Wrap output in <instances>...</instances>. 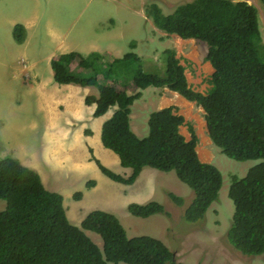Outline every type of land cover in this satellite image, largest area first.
I'll list each match as a JSON object with an SVG mask.
<instances>
[{"label":"trees","instance_id":"16d2710c","mask_svg":"<svg viewBox=\"0 0 264 264\" xmlns=\"http://www.w3.org/2000/svg\"><path fill=\"white\" fill-rule=\"evenodd\" d=\"M260 3L264 7V0ZM145 16L167 35L207 45L205 61L213 74L205 93L188 85L173 49L162 52V75L155 72V67L154 72H146L135 53L112 62L99 53L61 54L51 62L54 81L95 86L98 97L85 98L86 104L96 107L94 117L116 107L102 125L101 143L118 156L121 167L131 169V174L123 178L95 160L102 174L114 182L131 185L145 167L174 172L191 191L183 214L189 223L202 220L217 200L222 185L220 171L200 160L191 125H187L189 140L180 133L184 119L174 106L150 113L143 138L131 130L130 113L141 91L149 87L166 88L199 106L210 141L225 156L236 161L261 160L243 178L231 179L228 198L234 213L226 240L245 256L264 255V62L259 56L264 46L257 9L247 1L192 0L167 15L151 4ZM13 38L18 44L24 41L23 26H15ZM75 61L78 72L71 70ZM102 62L104 71L98 67ZM122 70L127 75L128 70L132 71L129 82L119 81ZM128 86L136 92L128 94ZM93 186L94 182L86 185ZM165 194L176 206L184 205L183 198ZM74 197L78 199L81 194ZM0 200L6 203L0 211V264H183L160 240L149 236L128 238L112 214L92 211L80 228L71 225L62 196L46 190L36 172L13 158L0 160ZM127 211L143 219L170 215L158 202L130 204ZM84 231L101 238L102 251Z\"/></svg>","mask_w":264,"mask_h":264},{"label":"rangeland","instance_id":"374dc122","mask_svg":"<svg viewBox=\"0 0 264 264\" xmlns=\"http://www.w3.org/2000/svg\"><path fill=\"white\" fill-rule=\"evenodd\" d=\"M190 1L0 0V160L13 158L20 162L23 155L29 160L36 159L37 164L49 173L42 177L44 187L63 197L66 217L71 225L78 228L81 223L78 225L74 217L90 211H103L119 219L128 238L149 236L158 239L183 264H264V255L245 256L235 251L226 240L234 213L233 202L228 198L231 179L233 176L243 178L261 160L236 161L225 156L207 135L202 109L195 103L181 101L166 88L149 87L141 91V98L131 106L132 127L136 133L146 136V121L150 113L170 106H174L177 114L184 119L180 133L186 140L190 138L187 125L192 126L200 160L215 166L222 176L218 198L202 220L189 223L184 219V209L191 198V191L176 178L174 172L167 173V176L174 177L180 194L184 196L181 197L184 205L178 207L166 198V202L161 204L170 214L169 217L158 214L141 219L131 216L125 205H143L142 202L146 200L143 198H148L151 177L146 172L131 186L114 183L102 175L104 180L98 181L97 189L87 191L85 180L92 176L91 172L75 174L68 170V164L59 170V167H49L44 162L49 144L42 134V113L37 108V93L30 88L35 82H26L28 76H24V68L37 62V68L51 69L46 61L50 52L58 57L66 54L65 50L70 53L75 48L74 51L82 56L99 53L107 62L135 53L143 61L142 67L146 72H154L155 67V72L162 75V52L173 49L184 68L188 85L197 92L205 93L213 74L212 67L205 61L207 45L167 35L155 28L145 16V10L151 4L167 15L177 6ZM233 1H247L257 9L261 44L264 46V7L260 0ZM30 20L34 21V27L29 32L30 44L27 45L25 59L22 57L23 48L13 38V29L15 26H25L24 23ZM260 50L259 56L264 62V50ZM72 65L77 66L76 61ZM98 67L100 71L105 69L103 62ZM130 71L127 75L122 70L121 73H124L123 76L119 74V81L129 82ZM86 74L89 72L86 71ZM126 90L128 94L136 92L129 86ZM32 122L35 123L34 130L31 128ZM55 168L57 171H54ZM145 168L153 174L165 173ZM124 171L131 172L127 168ZM78 193L84 196L81 202L74 199ZM5 207L6 203L0 200V211ZM90 235L89 238L102 251V240L95 233L90 232Z\"/></svg>","mask_w":264,"mask_h":264},{"label":"crops","instance_id":"0c3cea01","mask_svg":"<svg viewBox=\"0 0 264 264\" xmlns=\"http://www.w3.org/2000/svg\"><path fill=\"white\" fill-rule=\"evenodd\" d=\"M24 24L25 26L23 27L25 29V39L20 44L21 48H23L22 57L26 55V50H28L27 45L30 44V41L28 39L29 32L34 27V21L30 20ZM74 50L75 48L72 49V52H75ZM65 52L67 53L68 50H65ZM56 58L57 56H55L52 52H50L47 56L46 61L50 68L51 62ZM37 67L38 63L32 62L30 66L24 68V76H28L25 78L26 82L30 80L31 82H35L34 86L30 85V88H34L37 93V108L38 111L42 113V134L45 135L49 144L46 147L44 155L45 165H48L49 167H59V170H61L63 166L68 164V170H70V172L72 173L78 174L80 172H91L92 176L89 177L88 180L86 179L85 183L87 185V183L89 182H94V186L92 188H87L85 185L87 191H94L95 189H97L98 181L104 180L102 177L103 174L96 165L95 160H97L106 169L110 171L112 170L113 173L120 175L123 178L129 177L131 172L126 173L124 171L126 170V168L121 167L118 156L112 151L104 148L101 143L102 125L113 115L116 107L109 109V111L103 116L94 117V111L96 107L93 104H86L85 98L88 96L97 97L98 89L95 86H80L78 84L72 83L58 84L54 81L52 68L43 69L39 67L41 68L39 70V68ZM71 70H73L74 72L79 71L77 66L74 67L73 65L71 66ZM27 71L29 72L28 74H26ZM38 71H40V74H38ZM131 122L132 121L130 118L131 130L138 137H145L144 134H142V136L141 134H138L133 130ZM34 126L35 123L32 122L31 128L33 130ZM20 159L22 160L18 162L36 172L43 184V175L47 176L49 175V173H47L40 164H37L38 162L36 161V159L29 160L25 155H23L22 158L20 157ZM114 167H116L118 170H116V168ZM57 168H55L54 171H57ZM145 169L146 168H143L141 170L140 174L135 180L136 182L145 172L151 177L149 180L150 191L148 192V198L147 196L143 198L146 199L144 202H142L143 204H147L149 202H158L160 204L164 203L166 202L167 198L165 193H172L176 196L184 197L182 196V194H180V188L175 183L174 177H170L171 175L168 177L166 172L163 174H153L151 173V171ZM116 171H118L119 173ZM134 183L131 185H134ZM83 197L84 196L81 195L80 198L76 199L74 197V199L77 202H81ZM130 204L132 203H128L125 205L126 210L128 205ZM90 212H86L78 218L74 217L78 225L82 223L85 216ZM84 232L88 237L91 236L90 231Z\"/></svg>","mask_w":264,"mask_h":264},{"label":"bare ground","instance_id":"6f19581e","mask_svg":"<svg viewBox=\"0 0 264 264\" xmlns=\"http://www.w3.org/2000/svg\"><path fill=\"white\" fill-rule=\"evenodd\" d=\"M173 95L176 97V98H178V99H180L181 101L183 100L184 102H187L185 99H183L180 95H178L177 93H173ZM176 98H174V99H176ZM188 103V102H187ZM196 152H198V151H196ZM199 154V153H198Z\"/></svg>","mask_w":264,"mask_h":264},{"label":"water","instance_id":"95a60500","mask_svg":"<svg viewBox=\"0 0 264 264\" xmlns=\"http://www.w3.org/2000/svg\"><path fill=\"white\" fill-rule=\"evenodd\" d=\"M207 163V162H206Z\"/></svg>","mask_w":264,"mask_h":264}]
</instances>
